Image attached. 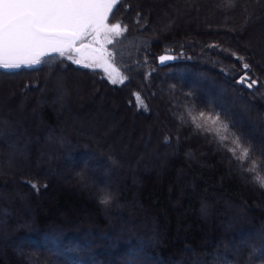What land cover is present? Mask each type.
I'll return each mask as SVG.
<instances>
[{
	"label": "trees",
	"instance_id": "obj_1",
	"mask_svg": "<svg viewBox=\"0 0 264 264\" xmlns=\"http://www.w3.org/2000/svg\"><path fill=\"white\" fill-rule=\"evenodd\" d=\"M120 22L109 64L124 84L61 58L0 68V264H264V0H122ZM232 52L256 88L235 83ZM213 110L248 158L193 124ZM111 112L123 125L96 128Z\"/></svg>",
	"mask_w": 264,
	"mask_h": 264
},
{
	"label": "snow or ice",
	"instance_id": "obj_2",
	"mask_svg": "<svg viewBox=\"0 0 264 264\" xmlns=\"http://www.w3.org/2000/svg\"><path fill=\"white\" fill-rule=\"evenodd\" d=\"M122 0H0V68L19 69L22 66L52 63L55 70L56 58L66 59L80 65L82 61L75 59L73 53H80L91 44H99L95 49L98 56L92 63L85 65L90 69L105 67L116 63V44L127 32V25L108 23L113 9ZM139 15V14H138ZM90 38L91 44L83 41ZM80 43L81 47H77ZM105 45H111L113 51H107ZM210 47H219L210 45ZM231 55L241 63L243 74H240L235 83L244 85L251 90L257 87L259 80L253 78L252 65L246 62L245 57L232 52ZM177 57L172 55L159 56L161 64ZM107 71V69L105 68ZM112 84H124L129 77L117 79L108 74ZM138 107H146L139 92L133 94ZM203 123H196V128H206L215 131L219 140L231 142L234 147L229 151L234 158L241 161L248 158L252 152V145H244L242 135L234 132V124L221 119L218 111L198 113ZM237 150L240 155L236 157ZM264 188V182H260ZM36 188V185H32ZM111 192H102L98 202L102 206H109L113 202Z\"/></svg>",
	"mask_w": 264,
	"mask_h": 264
},
{
	"label": "rangeland",
	"instance_id": "obj_3",
	"mask_svg": "<svg viewBox=\"0 0 264 264\" xmlns=\"http://www.w3.org/2000/svg\"><path fill=\"white\" fill-rule=\"evenodd\" d=\"M181 1V0H180ZM179 5V8H180V10H182L181 11V13L183 12V11H185L187 14L188 13H190L191 11H193V8H197L198 6H196V5H193V7L191 8V6L190 5H187L186 3H183V2H181V3H178ZM177 6V7H178ZM198 9V8H197ZM199 9H201V8H199ZM202 10V9H201ZM211 10H212V8H211ZM83 44H85V45H89V44H91V40H90V38H86L84 41H83ZM77 45H81L80 43H78ZM108 46L109 45H105V49L107 50V51H109V48H108ZM100 47V45L99 44H91V46L90 47H86V48H84L80 53H73V55H74V58L75 59H80L81 61H82V65H87V64H89V63H92L93 61L91 60V58L90 57H88V55H92L93 53H97L96 51H94L95 49H97V48H99ZM105 68L107 69V71L105 70ZM95 69H99V70H103V72L106 74V75H108L109 73H111V75L113 76V77H115V78H117V79H120L121 77L118 75V72H117V70L113 67V66H111L110 64L109 65H105V67H101V68H95ZM34 90H36V89H34ZM26 93H28V91H26L25 92V94ZM92 95V94H94L91 90H86V96H85V98H87V99H90V96H88V95ZM27 95V94H26ZM25 95V96H26ZM87 99H84V102H87V103H89L90 104V100H87ZM25 103H26V101H24ZM47 103V102H46ZM96 104H97V102H95ZM55 104L58 106V108L60 109V110H62L61 112H62V116L64 117V112H63V110H64V108H63V100L62 99H59V101L58 102H55ZM94 104V103H93ZM111 108H112V106H110ZM108 115H112L113 117H111L110 118V116H108ZM118 116V115H117ZM116 116V114H114L113 112H111L110 114H106V115H104V117L106 118V122H102V123H98V124H96V128H98V129H102V128H105V127H102L104 124H108V122L109 123H111V125H110V129H112V127H114V126H116V125H123L122 124V121H120V120H118V121H116V120H114V118H116L117 117ZM108 118H110L111 120L110 121H108ZM122 120V119H121ZM242 121H239V119H236V124L237 125H239L240 127L241 126H244V125H246L244 122H242ZM108 126V125H107ZM102 127V128H101ZM53 153H54V155H57L58 153H57V151L56 150H53L52 151ZM61 165V164H60ZM82 167V166H81ZM83 167H85L84 165H83ZM93 167H85L84 169H85V171L88 173V174H90V175H95V174H98L97 173V171L95 170V169H92ZM68 169H69V172H70V175L71 174H74V171H75V169H78V167L77 166H70V167H68ZM125 171L128 173V170L127 169H125ZM95 174H94V173ZM73 176V175H72ZM86 176V175H85ZM87 177V176H86ZM88 178V177H87ZM77 187L78 188H81V186L82 187H85L86 186V188L90 191V190H92L93 191V187L92 186H90V185H87V184H85L83 181H77ZM76 187V188H77Z\"/></svg>",
	"mask_w": 264,
	"mask_h": 264
},
{
	"label": "water",
	"instance_id": "obj_4",
	"mask_svg": "<svg viewBox=\"0 0 264 264\" xmlns=\"http://www.w3.org/2000/svg\"><path fill=\"white\" fill-rule=\"evenodd\" d=\"M77 47H81V45H77ZM161 55H172V56H175L174 54H172V53H163V54H161ZM161 55H159V56H161ZM159 56H158V58H159ZM176 57V56H175ZM157 58V59H158ZM178 60V58H176V59H174V60H171V61H166L165 63H163V64H161L160 62H159V59H158V65L159 66H164V65H166V64H169V63H172V62H175V61H177Z\"/></svg>",
	"mask_w": 264,
	"mask_h": 264
}]
</instances>
